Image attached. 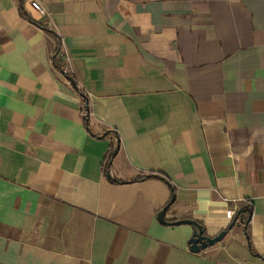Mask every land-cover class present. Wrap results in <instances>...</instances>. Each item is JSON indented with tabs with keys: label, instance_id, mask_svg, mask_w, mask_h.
I'll use <instances>...</instances> for the list:
<instances>
[{
	"label": "crops",
	"instance_id": "crops-1",
	"mask_svg": "<svg viewBox=\"0 0 264 264\" xmlns=\"http://www.w3.org/2000/svg\"><path fill=\"white\" fill-rule=\"evenodd\" d=\"M23 12L0 0V264H264V0ZM150 174L174 190L166 225L168 184L136 181ZM247 206L250 245L235 224L193 253L192 227L168 225L213 238Z\"/></svg>",
	"mask_w": 264,
	"mask_h": 264
},
{
	"label": "trees",
	"instance_id": "trees-1",
	"mask_svg": "<svg viewBox=\"0 0 264 264\" xmlns=\"http://www.w3.org/2000/svg\"><path fill=\"white\" fill-rule=\"evenodd\" d=\"M19 11H20V13L22 15H24L26 17L25 13L23 12V0H19ZM57 41H58V45H57L56 50L54 51V54H56L58 52V50H59V48L61 46L60 40L57 39ZM54 65L56 66V68H59V64L55 60H54ZM69 80L72 82L71 79H69ZM72 84L74 85V88L76 89L74 82H72ZM84 113H85V118H86L87 115H88V105H87V99L86 98L84 99ZM105 137H107V134H103L101 137H96V138H105ZM117 151H118V144H117L115 149H110L108 151V153L106 154V156H105V158L103 160V163H102V168H101L102 172L104 173V175H106V177H108V179H110V181H114L113 179L109 178V171L111 169V162L114 159V157L116 156ZM146 178H160V179H162L163 181H165L168 184V186H169V188L171 190V197H170L168 203L165 205V207L162 210L167 209L172 204V202L174 201V190H173L169 180L166 179L165 177L161 176V175L150 174V175H147V176H139L136 179V181L137 180H143V179H146ZM242 209L245 212L242 213V214H238V212H236L231 224L228 226V228L224 232H228L232 228V226L235 225V224H241V225L244 226V235H245V238H246V240L248 242V245H250L249 232H248V226L250 224V220L249 221H247V220L252 215V208L247 206V207H243ZM246 213L248 215H247V218L245 219L243 217V215L246 214ZM166 224L167 223L165 222V224H162V225H166ZM198 224L200 225V223H198ZM168 225H174V223L168 224ZM202 230H203V228H202ZM203 235L205 236L204 230H203ZM189 247H190V245H189Z\"/></svg>",
	"mask_w": 264,
	"mask_h": 264
},
{
	"label": "water",
	"instance_id": "water-1",
	"mask_svg": "<svg viewBox=\"0 0 264 264\" xmlns=\"http://www.w3.org/2000/svg\"><path fill=\"white\" fill-rule=\"evenodd\" d=\"M165 211L166 209L162 210L158 215V221L160 224H165L164 221ZM244 212L245 211L243 209H240L238 211V214H242ZM249 220L250 217L248 218L247 221ZM180 225H189L193 229V235L189 241L190 251L193 253L204 251L208 247H212L213 245L219 243L226 234V232L223 231L213 238L204 236L202 227L196 221L193 220H182L174 223V226H180Z\"/></svg>",
	"mask_w": 264,
	"mask_h": 264
},
{
	"label": "built area",
	"instance_id": "built-area-1",
	"mask_svg": "<svg viewBox=\"0 0 264 264\" xmlns=\"http://www.w3.org/2000/svg\"><path fill=\"white\" fill-rule=\"evenodd\" d=\"M30 7H31V9L33 11H35L36 13H38L42 17L47 15L46 10L44 8H42L36 1H32L30 3ZM64 58H65L64 52H63L62 48L60 47L58 52L56 54H54V60L56 62H58V64H59L58 70L62 74L66 75L67 72H68V69H67L66 64H64V62H63ZM228 216L229 217H233V214L232 213H228Z\"/></svg>",
	"mask_w": 264,
	"mask_h": 264
}]
</instances>
